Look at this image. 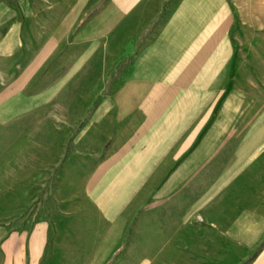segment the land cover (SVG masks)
<instances>
[{"label": "crops", "instance_id": "obj_1", "mask_svg": "<svg viewBox=\"0 0 264 264\" xmlns=\"http://www.w3.org/2000/svg\"><path fill=\"white\" fill-rule=\"evenodd\" d=\"M61 38L80 77L42 113ZM0 97L57 136L0 142L50 182L2 264H264V0H0Z\"/></svg>", "mask_w": 264, "mask_h": 264}, {"label": "rangeland", "instance_id": "obj_2", "mask_svg": "<svg viewBox=\"0 0 264 264\" xmlns=\"http://www.w3.org/2000/svg\"><path fill=\"white\" fill-rule=\"evenodd\" d=\"M47 38L42 39V43ZM60 46L62 50L59 51L57 58L47 59L39 71L37 78L36 93L42 98L41 102V112L42 110L48 111L53 109L56 105H63V102L59 100L63 99V94L65 89L68 87V84L71 83L74 77H80V70L72 68V63L70 60H65L66 54L64 51V45H66V39H60ZM46 47L48 48V43L46 41ZM58 61V62H57ZM89 75L95 70H89ZM10 77V76H9ZM29 93V90H26V93ZM56 97L59 99L58 101ZM1 100V97H0ZM16 100H11L8 102V105L15 104ZM53 103V105L51 104ZM56 108V107H55ZM13 109H7L8 112H12ZM15 112V111H13ZM43 113V112H42ZM3 120L0 119V142H5L7 145L15 146L18 144H25L26 147L31 146L38 136L41 143H48L51 139L57 140L55 134L50 135L49 131V118L47 117H33V116H22V117H8ZM38 125L40 128V133L36 135L34 128L36 129ZM38 129V128H37ZM56 138V139H55ZM16 150H8L9 160L11 162V154L16 153ZM31 150H25L24 153H30ZM43 153V152H42ZM4 157V156H3ZM26 159H30L31 155L25 156ZM43 157V155H42ZM2 163V151H0V164ZM18 172L16 173L15 167L10 169L8 174V179H5V176L1 175V165H0V226L7 222L16 223L26 216L32 214V210L38 206V204L44 201L43 193L44 189L47 190L50 187V182L46 181L41 183L39 187L35 189H29L25 191L26 188L23 187L26 183L17 181ZM5 179V180H4ZM8 194V195H7ZM24 194H28L27 197H24ZM218 248V247H217ZM199 264H208L207 261H204V256L200 255ZM0 264H2V255L0 250ZM223 264V263H217ZM235 264V263H232Z\"/></svg>", "mask_w": 264, "mask_h": 264}]
</instances>
